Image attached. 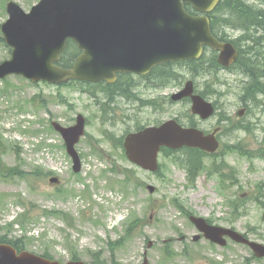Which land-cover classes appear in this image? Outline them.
<instances>
[{"label":"rangeland","instance_id":"obj_1","mask_svg":"<svg viewBox=\"0 0 264 264\" xmlns=\"http://www.w3.org/2000/svg\"><path fill=\"white\" fill-rule=\"evenodd\" d=\"M7 1L0 0V25L8 18ZM15 1L30 11L39 0ZM253 2L264 8V1ZM227 16L231 14L218 13V33L235 40L247 58L248 52L263 51L230 71L214 65L215 53L208 48L199 61L170 65L173 78L160 90H151L158 87L155 75L134 77L137 89H126L134 81L126 75L118 77L117 85L71 81L59 86L17 75L0 79V235L23 238L20 249L48 252L63 263L77 256L86 262L143 264L153 240L147 250L149 264H264L247 262L252 252L230 239L224 247L205 238L194 242L197 230L187 215L206 216L242 232L263 224V207L249 205L232 214L218 189L219 173L229 169L225 173L242 185L256 183L264 195V92L253 100L249 96L251 86L264 85V46L257 44L261 30L242 31L220 21ZM11 53L0 40V63ZM189 79L197 91L219 101L213 117L202 120L192 113L191 100L171 99ZM242 104L249 110L240 118L236 112ZM78 114L85 116L87 126L76 145L83 163L76 173L65 139L51 123L69 126ZM222 114L228 119L222 120ZM172 118L208 131L221 127L220 152L206 156L184 148L161 154L155 174L127 161L119 145L122 136ZM192 162L199 166L194 173ZM54 176L59 183L50 182ZM146 184L157 191L149 193ZM45 209L57 213L45 215ZM14 218L18 223H11ZM182 236L188 239L182 241Z\"/></svg>","mask_w":264,"mask_h":264},{"label":"water","instance_id":"obj_2","mask_svg":"<svg viewBox=\"0 0 264 264\" xmlns=\"http://www.w3.org/2000/svg\"><path fill=\"white\" fill-rule=\"evenodd\" d=\"M184 2L196 9L211 11L219 0H41L30 12L9 1V19L2 25L8 44L14 47L13 58L0 64V77L22 74L39 81L63 82L69 79L113 81L117 71L144 73L153 65L170 60L198 58L204 45L221 50L219 62L229 66L237 61L238 50L231 42H222L211 32L207 15L194 16L185 10ZM76 40L84 52L73 68L53 64L66 46L67 38ZM191 96L194 113L207 118L214 112L213 104L194 94L189 81L184 90L173 95L174 100ZM245 110L240 109L242 116ZM66 139L68 152L74 159V170H81V159L75 149L85 133V118L79 115L77 124L65 128L54 122ZM212 134L196 128H183L171 119L161 126H150L129 133L124 142L131 161L149 171H156L158 154L163 145L178 148L184 145L215 151L219 142ZM51 178V182H57ZM151 192L155 187L149 185ZM205 236L226 245L225 235L238 242H247L244 235L228 228L209 225L205 219L191 217ZM201 235L194 237V240ZM154 244L148 243V247ZM258 255L264 246L252 243ZM0 264H63L44 256L18 251L9 243H0ZM66 264H86L69 261ZM148 264L146 258L145 263Z\"/></svg>","mask_w":264,"mask_h":264},{"label":"trees","instance_id":"obj_3","mask_svg":"<svg viewBox=\"0 0 264 264\" xmlns=\"http://www.w3.org/2000/svg\"><path fill=\"white\" fill-rule=\"evenodd\" d=\"M219 8L218 10H221L223 12L230 11L231 15H233L232 17L224 18V21L227 23H239L245 28H249L252 26L264 30V10L254 9V7L247 4L245 0H222ZM213 24H215V22H213ZM77 53L78 49L76 44L70 42L66 52L63 55L61 63L66 66L71 65ZM241 58H244L245 63L251 62V57L247 58V56H241ZM249 90H251L249 93L254 96L258 92H264V85H262L261 83H257L255 86H251ZM121 142L122 139L120 138L119 143L121 144ZM165 152L167 153L169 152V150L165 149ZM194 167L195 166L193 164L191 169L193 170ZM0 242H10L18 249L24 247L25 245V241L23 238H9L8 236L1 235ZM45 255L50 256L48 252H46ZM93 264L101 263L98 260H94Z\"/></svg>","mask_w":264,"mask_h":264},{"label":"flooded vegetation","instance_id":"obj_4","mask_svg":"<svg viewBox=\"0 0 264 264\" xmlns=\"http://www.w3.org/2000/svg\"><path fill=\"white\" fill-rule=\"evenodd\" d=\"M164 66L166 65L156 66L152 69V71L148 75L140 76L139 78L142 77L147 78L155 75V82L156 85L158 86L157 89L155 90H160L161 88L159 86H164L166 81V72L163 69H160ZM165 88H167V85H165ZM228 170L229 169H227V171ZM233 182L234 179L231 177V175H229L228 173L221 174L219 184L221 187L227 190V195L229 196V198H227L226 200L229 204H236L242 206L254 205L264 208V195L262 194V192H260L256 183H250L249 180H247L245 181L246 185L241 186L238 182H236L235 185L233 184ZM233 186H236L237 188L236 191L231 190ZM245 235L250 240L258 241L264 244V222L262 224V227L255 226L254 228H248L247 231L245 232ZM245 247L252 252V257H253L252 260L248 259L247 262H254V261L264 262V258H258L255 256L254 251L251 249L249 245H245Z\"/></svg>","mask_w":264,"mask_h":264},{"label":"bare ground","instance_id":"obj_5","mask_svg":"<svg viewBox=\"0 0 264 264\" xmlns=\"http://www.w3.org/2000/svg\"><path fill=\"white\" fill-rule=\"evenodd\" d=\"M226 10V9H225ZM242 48V47H241ZM246 51V50H245ZM252 55V54H251ZM250 56V55H249ZM232 70V69H231ZM230 71V70H229ZM233 72V71H232Z\"/></svg>","mask_w":264,"mask_h":264}]
</instances>
